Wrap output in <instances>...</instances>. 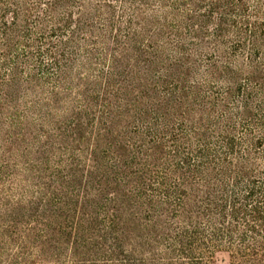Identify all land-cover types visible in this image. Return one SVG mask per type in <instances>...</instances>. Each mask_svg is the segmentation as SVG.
<instances>
[{
	"label": "trees",
	"instance_id": "1",
	"mask_svg": "<svg viewBox=\"0 0 264 264\" xmlns=\"http://www.w3.org/2000/svg\"><path fill=\"white\" fill-rule=\"evenodd\" d=\"M0 264H264V0H0Z\"/></svg>",
	"mask_w": 264,
	"mask_h": 264
}]
</instances>
